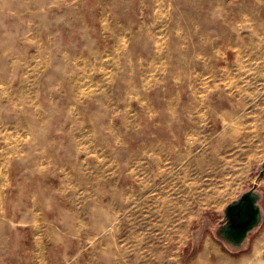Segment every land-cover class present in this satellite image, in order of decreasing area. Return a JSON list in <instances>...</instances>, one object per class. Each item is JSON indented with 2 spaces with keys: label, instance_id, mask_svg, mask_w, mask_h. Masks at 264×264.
<instances>
[{
  "label": "rangeland",
  "instance_id": "374dc122",
  "mask_svg": "<svg viewBox=\"0 0 264 264\" xmlns=\"http://www.w3.org/2000/svg\"><path fill=\"white\" fill-rule=\"evenodd\" d=\"M263 160L264 0H0V264H264Z\"/></svg>",
  "mask_w": 264,
  "mask_h": 264
},
{
  "label": "water",
  "instance_id": "95a60500",
  "mask_svg": "<svg viewBox=\"0 0 264 264\" xmlns=\"http://www.w3.org/2000/svg\"><path fill=\"white\" fill-rule=\"evenodd\" d=\"M264 172V160L260 165L258 179ZM257 179V180H258ZM257 181L248 190L229 202L215 231V236L232 248H241L248 239V235L262 221L260 194L256 190Z\"/></svg>",
  "mask_w": 264,
  "mask_h": 264
},
{
  "label": "bare ground",
  "instance_id": "6f19581e",
  "mask_svg": "<svg viewBox=\"0 0 264 264\" xmlns=\"http://www.w3.org/2000/svg\"><path fill=\"white\" fill-rule=\"evenodd\" d=\"M242 264H254V262L251 259H248L245 261V263H242Z\"/></svg>",
  "mask_w": 264,
  "mask_h": 264
},
{
  "label": "flooded vegetation",
  "instance_id": "af4514ba",
  "mask_svg": "<svg viewBox=\"0 0 264 264\" xmlns=\"http://www.w3.org/2000/svg\"><path fill=\"white\" fill-rule=\"evenodd\" d=\"M263 173H264V172H263ZM262 175H263V174H262ZM252 186H253V185H252ZM252 186H251V187H252ZM255 189L258 190V189H257V185H256V188H255ZM261 195H264V193H261Z\"/></svg>",
  "mask_w": 264,
  "mask_h": 264
}]
</instances>
